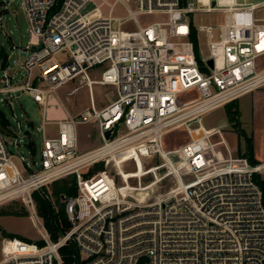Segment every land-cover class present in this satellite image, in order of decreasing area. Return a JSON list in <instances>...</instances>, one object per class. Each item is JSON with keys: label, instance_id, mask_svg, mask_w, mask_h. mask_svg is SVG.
<instances>
[{"label": "built area", "instance_id": "2783aa9c", "mask_svg": "<svg viewBox=\"0 0 264 264\" xmlns=\"http://www.w3.org/2000/svg\"><path fill=\"white\" fill-rule=\"evenodd\" d=\"M239 1L22 0L29 55L17 58L20 48L12 45L2 60L0 107L15 114V101L31 96L42 112L43 141L37 162L22 123L15 115L17 133L0 108V206L21 200L39 239L5 240L0 264H65L62 249L70 244L79 264H264V162L234 157L224 129L202 126L208 113L264 87V1ZM3 3L0 34L11 39L5 22L16 0ZM207 14L223 23L196 26L195 17ZM154 15L161 20H139ZM128 24L135 30H125ZM201 34L209 55L199 61ZM93 71L117 90L100 110ZM76 79L87 85L91 109L72 116L56 93ZM189 93L197 96L181 99ZM88 123L102 144L82 153L77 127ZM181 128L189 142L167 150L166 135ZM8 132L15 150L24 144L30 158L10 152ZM69 177L77 187L76 196L63 197L71 228L54 241L33 195Z\"/></svg>", "mask_w": 264, "mask_h": 264}, {"label": "rangeland", "instance_id": "374dc122", "mask_svg": "<svg viewBox=\"0 0 264 264\" xmlns=\"http://www.w3.org/2000/svg\"><path fill=\"white\" fill-rule=\"evenodd\" d=\"M264 0H240V3L246 4H258L262 3ZM22 0H16L15 5L11 8L10 13L7 14V21L5 22V30L7 32H12L10 38L8 39L2 34H0V65L5 56H10L12 52V45L19 47L17 50L16 57L21 60L25 59L29 54L24 50L27 49L29 35L27 32L28 24L24 16L22 6ZM3 0H0V13L3 11ZM134 8V6H132ZM6 13L7 11H3ZM122 12L119 10L118 14ZM259 17L264 16V9L258 13ZM140 22L144 25L154 23L161 20L159 15L140 17ZM196 26H208L216 25L218 23H223V18L216 14L207 15H197L195 17ZM125 30L134 31L135 27L133 24H128ZM219 30L213 31V42L220 41ZM200 60L209 55L208 42L204 34L200 35V46H199ZM14 57V60L15 58ZM91 78L93 81V98L97 109H102L110 104L116 99V88L113 86H108L103 84L100 71H93L91 73ZM56 96L63 100L67 110L73 116H78L79 114L86 112L91 109L90 103V93L86 84H83L79 79H76L63 87H61ZM195 93H189L181 96V99L188 100L196 97ZM251 109L252 105L250 103L244 106V113L246 114L247 108ZM1 111L3 115L10 121L13 129L18 133L19 126L18 122L15 120V115L23 126V136L24 142L27 143L33 140L36 144V155L35 160L40 161V149L42 146L43 135L40 128L42 125V112L28 94L21 95L18 100L15 101V114L13 109L9 106H1ZM255 127H258L260 132L258 138L256 137V144L258 145L259 154H264V115L261 112L258 118L255 119ZM202 126L206 130H212L214 128L224 129L226 141L229 146L236 143L234 127L229 123L227 108L216 109L202 118ZM197 125L193 124L192 130H196ZM48 134L50 136L58 135L55 127L47 128ZM78 142L80 152L94 150L102 144V140L98 129L94 123H88L85 125H80L77 127ZM5 140L8 142V147L11 153L19 156V153L23 154L26 158H30L29 149L27 146L22 144L19 148V153L15 150L13 146L14 135L11 133H4ZM20 137V138H21ZM189 135L184 128L170 132L165 137V147L167 150H172L179 145L189 142ZM219 138L215 137L213 141H218ZM241 151H244L243 141L240 142ZM217 152L221 157H226V151L223 147H218ZM234 157L238 155L233 154ZM240 157H242L240 155ZM15 161L19 163V159L16 158ZM258 163H263V161H258ZM39 168V167H38ZM141 172H143L141 168ZM260 182H264L262 179ZM49 193L52 192L51 185L46 187ZM170 190V187H165L161 190V193H166ZM54 205L56 204V199H53ZM57 207V206H56ZM11 213H17V215H10ZM15 237V238H13ZM17 239L27 243L36 242L39 239V233L34 226L31 219L29 211L25 204L21 200H14L0 206V249L5 240ZM27 239V240H24ZM1 259V257H0Z\"/></svg>", "mask_w": 264, "mask_h": 264}, {"label": "trees", "instance_id": "16d2710c", "mask_svg": "<svg viewBox=\"0 0 264 264\" xmlns=\"http://www.w3.org/2000/svg\"><path fill=\"white\" fill-rule=\"evenodd\" d=\"M196 42V37H195ZM197 58L200 61L199 46L196 42L195 45ZM237 101L227 105L228 119L236 130L240 139L246 143V151L241 156L247 158L251 164L257 165L258 161L254 157L253 143L250 137L241 128L239 122V111L236 105ZM103 169V165H97L94 171ZM261 189L263 190V203H264V182L258 181ZM52 192L49 193L47 189H43L41 192H35L33 195L37 211L39 216L43 219L44 225L51 234L54 241H57L62 235L70 230L71 224L67 218L65 212L66 203L63 202V197L67 199L76 196L77 187L76 181L73 177L61 179L54 182L52 185ZM56 199L54 205L53 199ZM57 206V207H56ZM10 215H17V213H11ZM15 238V237H13ZM27 240V239H24ZM40 245H43L40 243ZM62 256L65 264H79V253L74 244H70L62 249Z\"/></svg>", "mask_w": 264, "mask_h": 264}, {"label": "crops", "instance_id": "0c3cea01", "mask_svg": "<svg viewBox=\"0 0 264 264\" xmlns=\"http://www.w3.org/2000/svg\"><path fill=\"white\" fill-rule=\"evenodd\" d=\"M59 100L63 103L66 112L71 115V113L67 110L63 100L60 98H59ZM248 103H250L252 105V107H251V109H249V106H248V108H247L248 110L245 114L244 113V106ZM236 105H237V109L239 111L240 126L245 131V133L248 135V137H250L252 140L253 149H254V157L257 161H263L264 162V154L263 155L259 154L258 145L256 144V137L258 138L257 135H259L260 132L258 130V127H255V124H254L255 119L258 118V115L261 112L264 115V87L255 91V92H252L250 94H247V95L241 97L237 101ZM223 108H225V107H223ZM51 114L55 115V116H64L66 113H64L62 111L60 112V111L51 110ZM225 136H227V134H225ZM234 136H235L236 143H235V145L233 144L232 147L230 146V148H231L233 154L238 155V157H240V155H242L246 151V143L244 140L239 138V136L237 135L236 132H235ZM51 137H53V136H51ZM241 141H243V145H244V151L243 152L241 151V148H240V142ZM88 151H90V150H88ZM84 152H87V151H83L82 153H84ZM140 173H142V172H140Z\"/></svg>", "mask_w": 264, "mask_h": 264}, {"label": "water", "instance_id": "95a60500", "mask_svg": "<svg viewBox=\"0 0 264 264\" xmlns=\"http://www.w3.org/2000/svg\"><path fill=\"white\" fill-rule=\"evenodd\" d=\"M35 50H36V49L33 48V51H35ZM209 65H210L211 67H213V62L210 61V62H209ZM109 137H110V133H107V134H106V138L109 139ZM175 161H178V159L176 158Z\"/></svg>", "mask_w": 264, "mask_h": 264}]
</instances>
